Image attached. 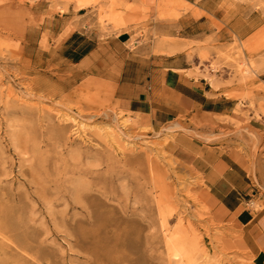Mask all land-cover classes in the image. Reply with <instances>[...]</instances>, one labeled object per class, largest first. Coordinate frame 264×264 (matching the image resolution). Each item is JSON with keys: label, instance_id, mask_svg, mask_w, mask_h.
Wrapping results in <instances>:
<instances>
[{"label": "rangeland", "instance_id": "rangeland-1", "mask_svg": "<svg viewBox=\"0 0 264 264\" xmlns=\"http://www.w3.org/2000/svg\"><path fill=\"white\" fill-rule=\"evenodd\" d=\"M70 5L98 9L100 40L112 42L86 44L78 17L54 39ZM156 7L0 0V206L22 218L17 231L0 227V264H255L216 222L201 165H211L212 152L238 155L264 196V28L250 42L195 43L183 37L181 9ZM140 42L155 53L167 47L188 77L207 80L213 103L234 101L231 111L209 107L154 130L117 98V63L138 58ZM88 47H98L100 68L66 59L67 50ZM175 123L182 128L170 132ZM160 180L171 186L174 208ZM18 235L25 246L16 245ZM176 249L187 255L175 258Z\"/></svg>", "mask_w": 264, "mask_h": 264}, {"label": "crops", "instance_id": "crops-1", "mask_svg": "<svg viewBox=\"0 0 264 264\" xmlns=\"http://www.w3.org/2000/svg\"><path fill=\"white\" fill-rule=\"evenodd\" d=\"M186 1L190 2L192 7L181 8L183 14L179 25L184 31L183 37L190 42L231 44L236 40L245 43L252 41L264 28V0ZM139 2L148 8H154L158 4V0ZM98 12V9L92 10L89 7L76 10L70 5L67 14L71 16L58 15L62 19L60 23L64 26L60 27L58 33L54 32L52 37L55 39L62 36L65 24L74 22L78 17V22L83 23L85 28L83 35L87 37L86 44L101 45L110 42L112 39L100 40L103 37L98 29ZM156 27L162 32H170L169 27L165 25ZM77 32L74 30L64 41V45L72 42L71 39ZM114 38L118 40L117 36ZM97 49L98 47H88L82 53H70L67 50L66 59L74 66L82 64L93 70L98 69L102 56ZM154 49L155 46H143L140 42L138 58L128 63H117L122 71L117 79V98L122 105L138 108L142 114L149 117L154 130L163 129L182 115L200 112L209 107L220 112L231 111L234 101L213 103L207 80L204 77H188L183 71L190 68H183L179 58L175 59L167 54V47H163L162 53H155ZM58 51L63 53L65 48L62 47ZM80 55L82 57L76 60ZM105 59L107 61L111 57L106 56ZM108 67L110 63L106 62L104 68ZM134 67L137 75L132 74ZM90 74L95 73L90 71ZM180 138L185 142L184 137ZM210 155L214 156L211 165H201V171L206 178L205 201L212 209L216 222L227 225V229L236 236L230 242L232 249L253 257L255 264H264V196H260L238 155L215 152ZM259 200L263 204L261 210L249 208L250 203Z\"/></svg>", "mask_w": 264, "mask_h": 264}, {"label": "bare ground", "instance_id": "bare-ground-1", "mask_svg": "<svg viewBox=\"0 0 264 264\" xmlns=\"http://www.w3.org/2000/svg\"><path fill=\"white\" fill-rule=\"evenodd\" d=\"M142 7L145 9H150L148 7H145L144 5H142ZM186 7L187 8L192 7V4L186 0H158L156 10L162 13L166 9L176 11V10H179L181 8H186ZM212 85L214 88H217L215 84H212ZM181 128L182 127L180 123H175L173 126L168 128V130L170 132H174V131H177V129H181ZM111 136H115V135L111 134ZM160 182H161L162 196L166 199V202L170 203L169 207L174 208L175 207L174 204H176V202L178 201L175 200L174 202H172L173 199L171 198V196L173 195L171 192V186L165 184L161 180ZM170 198L172 200H170ZM21 226H22V218L19 216V212L17 213V211H14L7 206L5 207L0 206V227L1 228L8 229L14 232V231H17L19 228H21ZM15 239H16V242H15L16 245H19L21 247L25 246L23 242V238L21 236L18 235ZM192 244H194L193 241H192ZM97 250L102 251L104 253V256H107V254H109V252L111 251L107 248H100V247H98ZM196 250H200V248L197 247ZM179 252H180V249H176V252L174 255L175 258H181L183 257V255L184 257L187 255V253L180 252L181 253L180 254Z\"/></svg>", "mask_w": 264, "mask_h": 264}]
</instances>
